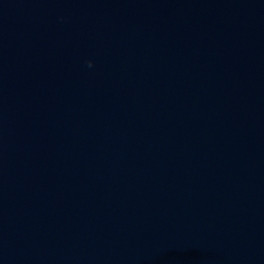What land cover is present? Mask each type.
Returning a JSON list of instances; mask_svg holds the SVG:
<instances>
[{"label": "water", "instance_id": "obj_1", "mask_svg": "<svg viewBox=\"0 0 264 264\" xmlns=\"http://www.w3.org/2000/svg\"><path fill=\"white\" fill-rule=\"evenodd\" d=\"M0 264H264V0H0Z\"/></svg>", "mask_w": 264, "mask_h": 264}, {"label": "clouds", "instance_id": "obj_2", "mask_svg": "<svg viewBox=\"0 0 264 264\" xmlns=\"http://www.w3.org/2000/svg\"><path fill=\"white\" fill-rule=\"evenodd\" d=\"M88 66H89V67L92 66V62H91V61L88 62Z\"/></svg>", "mask_w": 264, "mask_h": 264}]
</instances>
